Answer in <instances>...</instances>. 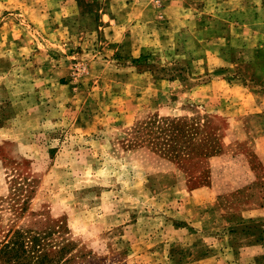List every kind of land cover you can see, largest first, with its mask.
<instances>
[{
  "label": "rangeland",
  "instance_id": "374dc122",
  "mask_svg": "<svg viewBox=\"0 0 264 264\" xmlns=\"http://www.w3.org/2000/svg\"><path fill=\"white\" fill-rule=\"evenodd\" d=\"M17 230L55 264H264V0H1Z\"/></svg>",
  "mask_w": 264,
  "mask_h": 264
},
{
  "label": "trees",
  "instance_id": "16d2710c",
  "mask_svg": "<svg viewBox=\"0 0 264 264\" xmlns=\"http://www.w3.org/2000/svg\"><path fill=\"white\" fill-rule=\"evenodd\" d=\"M158 122V121H157ZM162 125H158L161 130H173L170 133L169 141L175 140L179 134H175L173 129L174 122L163 121ZM154 123V122H153ZM25 234L21 230H17L9 238L6 244H2L0 249V262L1 264H55L60 258L50 257L46 251L37 253V248L41 247L40 236L32 237L31 243H25ZM36 251V252H35Z\"/></svg>",
  "mask_w": 264,
  "mask_h": 264
},
{
  "label": "crops",
  "instance_id": "0c3cea01",
  "mask_svg": "<svg viewBox=\"0 0 264 264\" xmlns=\"http://www.w3.org/2000/svg\"><path fill=\"white\" fill-rule=\"evenodd\" d=\"M0 2H1V0H0ZM55 31H58V29H56ZM63 33V35H64V32H62ZM260 46H262V45H260ZM112 49H118V48H116V47H114V46H112L111 47ZM43 65V64H42Z\"/></svg>",
  "mask_w": 264,
  "mask_h": 264
}]
</instances>
